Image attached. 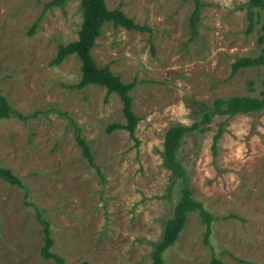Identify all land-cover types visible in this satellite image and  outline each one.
Segmentation results:
<instances>
[{"label":"rangeland","instance_id":"rangeland-1","mask_svg":"<svg viewBox=\"0 0 264 264\" xmlns=\"http://www.w3.org/2000/svg\"><path fill=\"white\" fill-rule=\"evenodd\" d=\"M50 1L0 0V94L25 115L42 112L27 124L0 122V165L24 179L29 200L51 223L52 252L66 264H152L183 188L179 179L170 189L166 132L201 121L202 102L260 96L264 66L234 75L232 66L264 54V8L254 10L248 32L249 0H202L193 35L192 0H105L109 10L121 9L152 30L108 22L92 51L100 67L109 66L124 83L136 81L130 91L141 118L136 146L125 130L107 133L112 123L125 124L117 94L96 85L69 89L82 76L75 55L52 65L59 46L78 39L83 8L81 0H69L44 10ZM57 110L82 127L104 183ZM225 120L216 116L210 129L187 136L179 159L194 196L222 217L210 236L217 254L228 264H264V113L229 119L215 160L213 137ZM203 236L200 215L191 214L166 264H210ZM43 247L42 226L25 206L24 191L0 179V264H56L42 257Z\"/></svg>","mask_w":264,"mask_h":264},{"label":"trees","instance_id":"trees-1","mask_svg":"<svg viewBox=\"0 0 264 264\" xmlns=\"http://www.w3.org/2000/svg\"><path fill=\"white\" fill-rule=\"evenodd\" d=\"M67 1L69 0H51L45 3L44 10L62 6ZM192 1L195 7L190 17V27L193 35H197L203 2L202 0ZM81 5L83 8V23L78 39L67 45H60L52 65L61 64L71 55L77 56L81 61V80L76 84L68 85V88L84 90L88 85H96L108 89V96L117 94L123 103L122 111L125 117V124L112 123L107 128V133L111 134L120 129L125 130L129 133L131 139L134 140L136 146H139L140 141L136 137V129L141 118L133 110V99L130 95V91L135 87L136 81L124 83L118 75L111 71L109 66L100 67L92 51L96 45V40L103 33L104 25L108 22L113 23L115 26L123 27L128 31L151 33L152 30L146 25L136 23L134 19L128 17L121 9L109 10L105 0H81ZM256 8H264V0H249L247 5L248 32H251L254 27V10ZM36 27L37 24L32 26L30 35L35 31ZM256 66H264V54L255 58L243 57L238 59L232 66V75L241 69ZM197 107L201 121L195 122L191 126L175 125L168 129L165 135L163 160L166 167L172 172L170 189L179 179L183 181V188L180 200L175 207L174 215L166 222L163 238L155 246L151 254L152 264H166L165 255L177 246L179 237L185 230L191 214H199L202 223L205 225V236H203V239L205 244L209 245L212 250L210 264H228L217 254L210 238L213 233V224L222 217L215 216L202 200L194 196L190 179L187 176V168L179 159V153L187 136L194 134L198 130L207 131L210 129L209 125L214 118L219 116L226 118V120L219 124V129L213 137L212 152L216 160L219 155V142L226 131L229 119L238 115L257 116L264 113V90L259 97L236 96L217 98L212 105L202 102L199 105L197 104ZM57 112L68 118L70 127L75 132L76 142L81 149L82 156L88 164L96 168L98 176L104 183L105 178L102 174V169L94 161L92 149L83 137L82 127L68 113L58 110ZM41 113V111H36L33 114L25 115L13 107L6 95L0 94V122L8 119H17L27 124L32 118L38 117ZM0 179L10 186H16L24 191V204L36 214L37 221L42 226V232L44 233V247L41 249L42 257L47 260H53L56 264H66L63 257L52 252L54 240L51 233V223L45 218L44 210L29 200V192L24 179L10 168L2 165H0Z\"/></svg>","mask_w":264,"mask_h":264}]
</instances>
